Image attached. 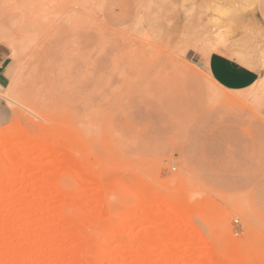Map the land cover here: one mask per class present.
Wrapping results in <instances>:
<instances>
[{
  "label": "rangeland",
  "instance_id": "1",
  "mask_svg": "<svg viewBox=\"0 0 264 264\" xmlns=\"http://www.w3.org/2000/svg\"><path fill=\"white\" fill-rule=\"evenodd\" d=\"M0 47V264H264V0H0Z\"/></svg>",
  "mask_w": 264,
  "mask_h": 264
},
{
  "label": "crops",
  "instance_id": "2",
  "mask_svg": "<svg viewBox=\"0 0 264 264\" xmlns=\"http://www.w3.org/2000/svg\"><path fill=\"white\" fill-rule=\"evenodd\" d=\"M130 2L141 0H126ZM137 9V8H136ZM205 71L214 86L223 91L239 93L253 87L259 77L258 69L229 55L224 51H213L205 58ZM12 63L4 48L0 47V91L6 89L10 83Z\"/></svg>",
  "mask_w": 264,
  "mask_h": 264
},
{
  "label": "bare ground",
  "instance_id": "3",
  "mask_svg": "<svg viewBox=\"0 0 264 264\" xmlns=\"http://www.w3.org/2000/svg\"><path fill=\"white\" fill-rule=\"evenodd\" d=\"M39 8H40V7H39ZM1 40H2V39H1ZM10 40H11V39H10ZM7 43H8V42H7ZM15 146H16V147H18V145H17V144H16Z\"/></svg>",
  "mask_w": 264,
  "mask_h": 264
}]
</instances>
